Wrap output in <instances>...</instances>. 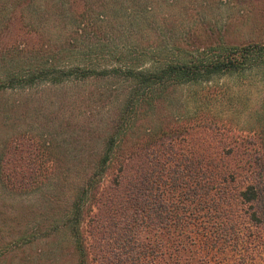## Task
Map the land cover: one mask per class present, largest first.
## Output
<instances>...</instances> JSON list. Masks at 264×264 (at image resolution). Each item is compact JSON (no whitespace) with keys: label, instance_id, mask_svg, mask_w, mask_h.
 Listing matches in <instances>:
<instances>
[{"label":"trees","instance_id":"16d2710c","mask_svg":"<svg viewBox=\"0 0 264 264\" xmlns=\"http://www.w3.org/2000/svg\"><path fill=\"white\" fill-rule=\"evenodd\" d=\"M124 2L6 0L0 9V36L6 35L0 94L32 91L41 84L60 91L95 85L87 99L108 108L100 120L103 139L96 148L88 139L89 164L71 186L60 225L74 240L78 264H157L163 258H168L164 264H182L191 261L185 251L193 245L208 259L223 256L225 264H264V110L257 112L252 128L239 133L230 118L205 109L210 102L218 109L236 99L230 113H238L242 99L222 80L242 81L261 70L264 80V38L200 45L188 34L160 49L141 47L140 35L139 43L117 51L113 23L122 16ZM164 2L133 0L127 7L132 30L148 24L147 15ZM186 86L200 87L193 116L165 124L157 113ZM153 120L158 125L150 124ZM196 128L222 131V159L235 155V168L244 174L240 182L225 158L219 162L179 146ZM91 130L100 132L99 127ZM57 145L26 133L10 137L0 148L2 186L37 189L42 173L59 167ZM12 162L24 164L5 172ZM189 227L201 240L187 247Z\"/></svg>","mask_w":264,"mask_h":264},{"label":"rangeland","instance_id":"374dc122","mask_svg":"<svg viewBox=\"0 0 264 264\" xmlns=\"http://www.w3.org/2000/svg\"><path fill=\"white\" fill-rule=\"evenodd\" d=\"M5 1L0 0V9H3L1 7ZM132 2L133 0H125L121 8L122 16L113 23L116 29L114 50L120 51L122 46L135 45L140 35L144 36V40L140 41L141 47L151 45L152 48L160 49L174 42V38L182 40L188 34L194 36L192 41L200 45L222 40L237 45L250 39L264 38V0H165L162 9L158 7L157 11L153 10L149 14L151 16L146 14L149 23L136 30H132L128 21L127 7ZM42 5L45 10L46 7L43 3ZM154 19L156 23L153 24L151 22H155ZM51 25L53 26L52 23ZM157 26L159 30L155 29ZM1 28L0 23V30ZM15 29L14 25L13 30ZM52 30L56 32V29ZM5 36L4 33L0 36V49ZM193 46L195 47L188 43L187 47L194 48ZM2 66L0 63L1 69ZM262 72L263 70L247 73L249 78L242 81L229 78L222 80L231 84L238 93L236 97L242 99L236 104L239 110L237 114L230 113L236 99L225 101L218 109L215 103L210 102L205 107L206 112L210 108L212 114L230 118L233 121L232 129L239 133L247 132L260 115L257 112L264 110V80L259 75ZM199 88H178L168 109L158 112L156 117L165 119V124H174L180 119L193 116ZM94 89L95 85H88L60 91V88H48L41 84L32 91L9 90L0 94V148L10 137L26 133L36 138L41 137L42 141L53 140L54 144H58L57 162L59 161L56 170L42 173L43 181L37 189L10 191L0 183V264H78L74 240L69 230L60 225L67 214L71 186L87 170V155L93 149L89 146L91 144L96 148L103 139L100 120L108 112V108L87 99V92ZM154 120L150 124L158 125ZM95 127H99L100 132L93 135L91 129ZM220 135L224 136L222 131L196 128L179 142V146L187 152H205L206 156L219 162H223L225 158L231 169L239 172L237 177L240 182L244 174L235 168V155L224 156L222 159L226 151L225 143L220 142ZM5 159H8V154ZM23 164L12 162L5 172L14 169L19 171L20 168L17 167ZM23 170V177L28 176L29 173L24 168ZM240 184L237 189L241 188ZM171 194L178 197L179 193L171 191ZM51 228L53 229L50 230ZM191 230V227L185 230L187 237L183 243L187 247L193 239H197V243L201 240L199 234L190 233ZM193 247L194 245L189 249L194 251H185L191 261L182 264L223 263V256L211 254L208 259L205 253L198 252L197 247ZM167 259L163 258L165 261ZM163 260L157 264H164ZM170 264L174 263L170 261Z\"/></svg>","mask_w":264,"mask_h":264}]
</instances>
